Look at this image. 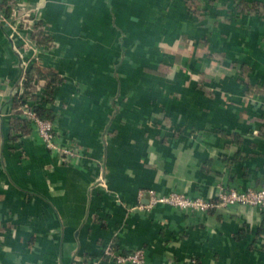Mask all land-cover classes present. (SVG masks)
Returning a JSON list of instances; mask_svg holds the SVG:
<instances>
[{"label": "crops", "instance_id": "1", "mask_svg": "<svg viewBox=\"0 0 264 264\" xmlns=\"http://www.w3.org/2000/svg\"><path fill=\"white\" fill-rule=\"evenodd\" d=\"M8 1L52 46L0 27V264H115L106 247L144 264H264L256 207L148 208L264 189V0ZM33 66L61 80L50 96L36 81L32 99L72 161L29 122L14 132Z\"/></svg>", "mask_w": 264, "mask_h": 264}, {"label": "built area", "instance_id": "2", "mask_svg": "<svg viewBox=\"0 0 264 264\" xmlns=\"http://www.w3.org/2000/svg\"><path fill=\"white\" fill-rule=\"evenodd\" d=\"M1 4V2H0ZM11 15H7L4 8H0V25L4 26L9 32L8 36L10 38L15 37L17 32H20L22 28L32 32L33 18L28 12L19 15L16 20H14ZM10 20H13L10 23ZM26 40H30L28 37ZM31 41V40H30ZM32 42V41H31ZM42 82H39V85ZM20 105L19 111L21 112V117L29 122L38 133L39 137L42 139L43 143L47 149L59 153L60 156L64 157L68 161H72L78 156V149L74 145L61 146L56 141V136L54 135V127L51 121L42 119L37 116L34 112L33 99L30 97L23 98L22 95L19 96ZM157 204H166L173 206L175 208L189 210V211H202L205 212L209 209L220 207L227 208L233 205H246L258 208L262 213H264V189H254L245 188L242 190L226 189L224 187H219L217 194V202L205 201L202 198H188L177 192H172L167 196L157 197L152 196L148 208H151ZM105 256H109L115 264H144L145 255L144 251L139 249L132 253H120L113 252L109 247H106L103 251Z\"/></svg>", "mask_w": 264, "mask_h": 264}, {"label": "trees", "instance_id": "3", "mask_svg": "<svg viewBox=\"0 0 264 264\" xmlns=\"http://www.w3.org/2000/svg\"><path fill=\"white\" fill-rule=\"evenodd\" d=\"M9 5V6H7ZM12 4L10 1L8 2H1L0 8H4L5 12L7 15H11V8ZM241 6V4H240ZM245 6V5H244ZM255 7L257 5H254ZM250 12H255L254 8H251ZM193 13H196L195 11H192ZM30 40L37 46V47H51L52 46V39L51 37L45 32L44 27H43V22L38 21L37 24L33 27V30L30 34ZM38 80H43L45 81V87H46V92L50 96L56 86L61 80L59 76L55 73H50V72H44L40 70L38 67L33 66L30 68L29 73L26 75L25 80H24V88L25 92L23 94V98H34L33 93L35 92V82ZM46 94V95H47ZM44 98V97H43ZM46 101V100H43ZM18 103V105H17ZM20 105V99H16L15 101V106ZM34 112L37 114L38 117L42 119H46L52 122V117L50 116V111L48 109H45L43 107L42 102L39 104H35L34 106ZM13 126H14V132L22 131L27 133L29 131L28 128V123L27 121H24L22 119H16L12 121Z\"/></svg>", "mask_w": 264, "mask_h": 264}, {"label": "rangeland", "instance_id": "4", "mask_svg": "<svg viewBox=\"0 0 264 264\" xmlns=\"http://www.w3.org/2000/svg\"><path fill=\"white\" fill-rule=\"evenodd\" d=\"M27 12L29 13L30 11L27 10ZM36 12H37V11H36ZM21 14H23V13H21ZM21 14H17V16H18V15H21ZM35 14H36V13H35ZM35 14H34V15H35ZM31 16H32V15H31ZM12 21H13V20H10V23H11ZM16 36H17V35H16ZM16 36H15V38H16Z\"/></svg>", "mask_w": 264, "mask_h": 264}, {"label": "water", "instance_id": "5", "mask_svg": "<svg viewBox=\"0 0 264 264\" xmlns=\"http://www.w3.org/2000/svg\"><path fill=\"white\" fill-rule=\"evenodd\" d=\"M1 28H4V26L0 25ZM10 38V37H9Z\"/></svg>", "mask_w": 264, "mask_h": 264}]
</instances>
